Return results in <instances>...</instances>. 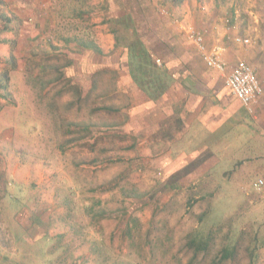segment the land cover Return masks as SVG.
I'll return each instance as SVG.
<instances>
[{
  "label": "rangeland",
  "instance_id": "1",
  "mask_svg": "<svg viewBox=\"0 0 264 264\" xmlns=\"http://www.w3.org/2000/svg\"><path fill=\"white\" fill-rule=\"evenodd\" d=\"M172 1L137 6L181 25L171 31L191 59L199 52L188 32L203 33L212 48L220 35L213 42L202 28L216 30L218 21L232 29L230 39L250 41L239 43L243 53L264 49V0ZM121 8L115 0H0V264H216L230 243L236 251L224 264H249V246L264 238V146L236 128L214 145L210 180L166 189L125 125L130 90L118 89L117 73L126 64L116 70L94 49L86 62L74 55L77 44L99 48V37L114 45L108 56L122 48ZM205 8L211 22L198 21ZM200 228L212 239L194 259L187 244ZM258 254L264 264V247Z\"/></svg>",
  "mask_w": 264,
  "mask_h": 264
},
{
  "label": "crops",
  "instance_id": "2",
  "mask_svg": "<svg viewBox=\"0 0 264 264\" xmlns=\"http://www.w3.org/2000/svg\"><path fill=\"white\" fill-rule=\"evenodd\" d=\"M154 10L151 7L137 10V28L141 32L143 30L146 32L142 40L156 56H159L157 49H164V52L169 53L157 57L155 61L160 68L164 67L168 70L166 76L170 80L168 90L158 99L152 100L136 86L127 72L118 69L125 65L126 61V57L120 54L122 48L108 56L109 48H113L114 45L110 47L106 44L102 45L100 38L104 37H99L98 44L102 55L106 56V59L111 58L109 63L116 70L118 69V89L121 91L126 86L130 90L131 105L125 125L129 127L134 142L138 146H145L140 152L143 151L147 158L142 159L151 161V167L162 171L166 189L181 191L191 188L197 182L203 185L206 180L211 179L218 165L213 147L236 131V128H239L241 133L246 130L249 133L248 138L252 135L259 136L260 144L264 146V49L251 45L248 54L243 53L241 45L236 41L237 38L230 39L232 29L225 28L219 21L216 30H213L216 28L213 25L207 30L202 28L207 33L206 37L213 42L215 36L220 35L216 41L218 45L224 47V59L230 69L239 61H244L258 69L257 77L262 95L254 105L255 110L250 113L231 94L225 84L224 75L207 68L200 54L195 56V60L191 59V51H188L187 55L183 54L184 48L181 47L179 37H174V32L171 31L174 29L181 33V25L176 27L171 25L166 16H160L162 19L158 18ZM207 10L205 8L200 12L198 21L205 18L207 22H211L208 17L212 19V12ZM14 13L22 19L28 14L22 11V8L15 9ZM230 13L232 18L238 17L236 11L231 10ZM78 14L81 13L78 11ZM190 14L191 12H188L187 17ZM140 23L143 25L140 26ZM8 31L13 32L9 28ZM73 40L77 39L73 38ZM86 44L88 43L79 46L77 44L74 47V51L77 52L74 55L82 57V62L88 61L86 58L91 54V50L84 46ZM5 46L0 44V47L6 49ZM242 56L246 60L240 59ZM77 58L71 57V61L80 60ZM192 61L197 64H192ZM262 187L264 182L258 188L262 190Z\"/></svg>",
  "mask_w": 264,
  "mask_h": 264
},
{
  "label": "trees",
  "instance_id": "3",
  "mask_svg": "<svg viewBox=\"0 0 264 264\" xmlns=\"http://www.w3.org/2000/svg\"><path fill=\"white\" fill-rule=\"evenodd\" d=\"M131 6L128 7L124 0H115L119 5L121 3L122 8L120 17H115L116 22L124 25V29L127 33L124 40H127L126 43L121 42L118 38L116 42V47L119 46L124 49L123 56L126 57V68L123 69L124 72H127L133 82L144 91L151 99L156 100L161 97L169 88L170 80L167 79L166 74L168 70L163 67L158 68V65L155 63V54L152 50H149L148 47L144 44L143 40L139 37V30L137 28V12L134 14V9L139 10L140 0H129ZM174 6H181L184 0H173ZM138 5V6H137ZM141 6V5H140ZM130 8V11L128 10ZM143 10V9H142ZM116 14V15H117ZM8 20V19H7ZM10 21V20H8ZM130 25V27H128ZM5 31H8L7 27L4 28ZM116 34L117 31H113ZM87 49H94L98 54H101V50L97 47H94L93 44L84 45ZM93 52V51H92ZM74 54H77L75 52ZM13 58V56H12ZM89 59V58H86ZM16 62V61H15ZM72 61L70 60V63ZM122 71V70H121ZM138 72V73H137ZM6 87V86H5ZM211 232L205 233L203 229H197L189 235L188 247L194 251V259L200 253L207 251L211 244ZM20 240V239H19ZM22 240H28L24 238ZM21 241V240H20ZM235 245L228 244L226 245L216 264H224L233 258L235 254ZM264 247V238L261 239L257 235L254 241L248 248L249 254V264H257L259 258V250ZM48 263L52 262L54 259L52 255L48 256ZM50 261V262H49Z\"/></svg>",
  "mask_w": 264,
  "mask_h": 264
},
{
  "label": "built area",
  "instance_id": "4",
  "mask_svg": "<svg viewBox=\"0 0 264 264\" xmlns=\"http://www.w3.org/2000/svg\"><path fill=\"white\" fill-rule=\"evenodd\" d=\"M165 12V11H164ZM188 39L196 46L207 68L221 73L225 77V84L231 94L236 97L243 106L253 112V106L259 96L262 95V88L254 69L244 61H239L231 69L224 59L225 49L221 45H214L212 48L205 41L203 33L195 30L188 32ZM238 43L249 44L248 39H236ZM230 69L229 74L227 73ZM260 181L258 187L262 186Z\"/></svg>",
  "mask_w": 264,
  "mask_h": 264
}]
</instances>
